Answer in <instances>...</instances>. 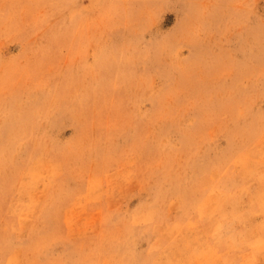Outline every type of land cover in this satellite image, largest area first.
Here are the masks:
<instances>
[{
  "label": "rangeland",
  "instance_id": "rangeland-1",
  "mask_svg": "<svg viewBox=\"0 0 264 264\" xmlns=\"http://www.w3.org/2000/svg\"><path fill=\"white\" fill-rule=\"evenodd\" d=\"M260 186L264 0H0V264H264Z\"/></svg>",
  "mask_w": 264,
  "mask_h": 264
},
{
  "label": "bare ground",
  "instance_id": "bare-ground-1",
  "mask_svg": "<svg viewBox=\"0 0 264 264\" xmlns=\"http://www.w3.org/2000/svg\"><path fill=\"white\" fill-rule=\"evenodd\" d=\"M260 201L264 200V189L260 186ZM245 191V190H244ZM245 198H240L238 202L246 201ZM244 203V204H245ZM264 206V202L262 207ZM252 211L241 210V207H237L236 205L230 211H227L223 217V223L220 225H215L214 233L212 237L208 240L206 236L202 239V244H211L213 248H210V253L217 254L219 251L222 253L226 259L227 257L232 255L231 252L227 253L228 247L237 245L242 243V247H247L246 242H249L251 238V234L254 233V227L251 223L250 214ZM264 209L262 210V213ZM205 228V227H204ZM261 238L264 240V226L259 229ZM249 244V243H248ZM199 245V244H198ZM207 248V247H206ZM250 248V244H249ZM208 250V249H207ZM261 260H264V250L260 252ZM250 260V258H248ZM264 262V261H263ZM223 264H227V260L223 261Z\"/></svg>",
  "mask_w": 264,
  "mask_h": 264
}]
</instances>
